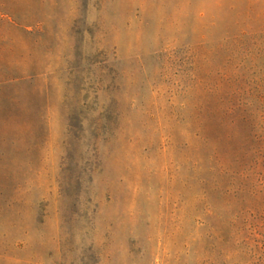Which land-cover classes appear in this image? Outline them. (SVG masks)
Returning <instances> with one entry per match:
<instances>
[{
	"label": "rangeland",
	"instance_id": "374dc122",
	"mask_svg": "<svg viewBox=\"0 0 264 264\" xmlns=\"http://www.w3.org/2000/svg\"><path fill=\"white\" fill-rule=\"evenodd\" d=\"M263 77L264 0H0V264H264Z\"/></svg>",
	"mask_w": 264,
	"mask_h": 264
},
{
	"label": "trees",
	"instance_id": "16d2710c",
	"mask_svg": "<svg viewBox=\"0 0 264 264\" xmlns=\"http://www.w3.org/2000/svg\"><path fill=\"white\" fill-rule=\"evenodd\" d=\"M260 88L261 93L258 98L261 108L259 112L260 130L253 133L251 132L247 134V136H245L246 145L243 152V158L245 159V161L252 164L250 167H252L253 165L261 164L262 169L260 171V174L264 176V77L261 80ZM245 120L249 121V114L246 115ZM216 157V164L219 171L226 172L227 168L220 164L221 161L219 160V154H217Z\"/></svg>",
	"mask_w": 264,
	"mask_h": 264
}]
</instances>
